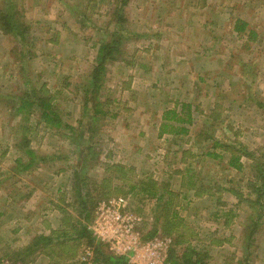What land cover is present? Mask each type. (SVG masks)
<instances>
[{"label":"rangeland","instance_id":"obj_1","mask_svg":"<svg viewBox=\"0 0 264 264\" xmlns=\"http://www.w3.org/2000/svg\"><path fill=\"white\" fill-rule=\"evenodd\" d=\"M9 2L20 33L0 29V264H264V0H0V15ZM184 104L190 124L187 110L163 119ZM121 198L130 246L96 233L100 205ZM38 236L52 244L31 250Z\"/></svg>","mask_w":264,"mask_h":264},{"label":"trees","instance_id":"obj_2","mask_svg":"<svg viewBox=\"0 0 264 264\" xmlns=\"http://www.w3.org/2000/svg\"><path fill=\"white\" fill-rule=\"evenodd\" d=\"M9 6H12L10 4V2L8 4V10L4 14L0 15V29L2 31H4V33L14 32L15 35H18V33H20V32L17 31V30H19V28L16 25V22L18 21L19 18H15L16 15H13ZM12 10H13V8H12ZM1 13H2V11L0 12V14ZM2 17H4V18H2ZM4 20H5V23H2ZM246 27H247V24H245V23H242L241 26H238V24H237L236 25V31H238L240 33L245 32ZM117 45H118V43H114V44H110V45L104 44L100 48L99 56H98L99 66L96 68V71L94 72V75H93V79H94L96 87H100V88L102 87V85L99 84L101 74L105 71V64H107V62L111 60L112 56L117 51ZM36 102L38 103V106L41 109L40 111H41L42 118L45 119L47 123L53 122V120L56 119V116H55L54 111H53L52 98L45 97V96L38 97ZM32 104H33V102H29L25 98L22 99L19 102V105L14 107L16 114L21 115V113L23 111H25V109H27ZM186 110L188 111V117L186 120H187L188 124H190L192 122V118L190 117L191 106L186 105V104L183 105L182 111L179 113H177L175 110L168 111V112L164 113L163 119L167 122L168 121H175L177 124L184 123V118L181 117V114L183 111H186ZM167 122H165V124L162 125L164 127L165 131L167 128H172L171 133L174 135H181V134H188L189 133V130L186 127L183 128V127H178V126L177 127L171 126V125L167 124ZM58 126L60 128L63 127L62 122H61V125L58 124ZM23 144L27 145L24 148V149H27L29 144L26 141ZM26 154L28 156H31L29 163L24 166L25 170H28L30 167H32L35 159H34V155H33L34 153L33 152L29 151V152H26ZM18 161L20 163L22 162L21 159H19ZM230 163L232 166L236 167L235 163H237V159L231 160ZM54 235H55L54 237H57V238L60 237L58 232H54ZM82 235L84 237H87L89 239V242L93 240L91 238L90 233H88L86 230L83 232ZM52 241L53 240L47 236H38L37 238L34 239L31 250L42 249V246L44 243H47L49 245V244H52ZM101 254H103V255H102L100 260L102 261L103 264H122L121 262L116 263V261L112 263V258L110 256H108L107 254H104V253H101ZM172 255H173L172 256L173 264H202V260L200 258H196L193 255L188 254V253H183L182 256H180V257L175 255V253H173ZM120 260H122V259H120Z\"/></svg>","mask_w":264,"mask_h":264},{"label":"built area","instance_id":"obj_3","mask_svg":"<svg viewBox=\"0 0 264 264\" xmlns=\"http://www.w3.org/2000/svg\"><path fill=\"white\" fill-rule=\"evenodd\" d=\"M126 203L124 199L113 200L108 203H103L98 208L97 213V230L96 233L106 241L117 240L119 238V243L129 244L130 233L135 230L136 219L125 213ZM125 240H127L125 242ZM122 241V242H120ZM122 244V245H123ZM137 244V242H136ZM155 248H161V244L156 243L150 244ZM121 247V246H119ZM87 255L90 256V252H87ZM147 264H159L158 258L152 256Z\"/></svg>","mask_w":264,"mask_h":264}]
</instances>
